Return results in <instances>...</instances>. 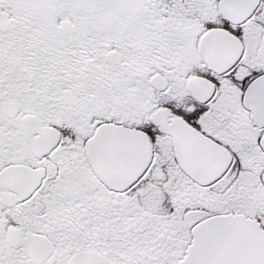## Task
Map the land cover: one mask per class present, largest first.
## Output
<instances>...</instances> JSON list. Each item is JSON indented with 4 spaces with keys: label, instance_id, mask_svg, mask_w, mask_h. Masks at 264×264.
<instances>
[{
    "label": "snow or ice",
    "instance_id": "snow-or-ice-1",
    "mask_svg": "<svg viewBox=\"0 0 264 264\" xmlns=\"http://www.w3.org/2000/svg\"><path fill=\"white\" fill-rule=\"evenodd\" d=\"M0 264H264V0H0Z\"/></svg>",
    "mask_w": 264,
    "mask_h": 264
}]
</instances>
